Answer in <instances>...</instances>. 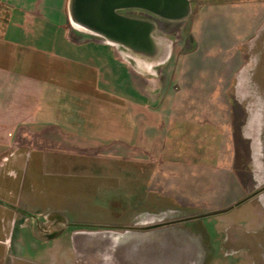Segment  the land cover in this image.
<instances>
[{
  "label": "rangeland",
  "instance_id": "1",
  "mask_svg": "<svg viewBox=\"0 0 264 264\" xmlns=\"http://www.w3.org/2000/svg\"><path fill=\"white\" fill-rule=\"evenodd\" d=\"M32 1L0 0V36L12 20L2 11L31 7L26 27L47 37L37 48L47 68L35 69L36 78L61 93L45 94V104L73 102L76 77L92 79L99 93L87 96L82 112L92 125L76 126L74 137L112 140L94 150L120 155L109 167L125 169L127 217L169 206L156 227L188 231L191 257L198 247L205 264H264V190L214 216L177 222L212 211L218 197L228 206L264 184V0H190L186 19H154L162 57L151 64L73 28L67 0H38L34 8ZM56 112L63 118L68 111ZM233 231L246 248L226 240Z\"/></svg>",
  "mask_w": 264,
  "mask_h": 264
},
{
  "label": "crops",
  "instance_id": "2",
  "mask_svg": "<svg viewBox=\"0 0 264 264\" xmlns=\"http://www.w3.org/2000/svg\"><path fill=\"white\" fill-rule=\"evenodd\" d=\"M31 12L30 6L1 12L12 20L1 27L0 36V264H205L198 247L196 256H190L184 236L188 231L156 227L171 207L139 209L127 217L125 169L109 167L120 155L94 150L95 144L109 146L112 140L74 137L76 126L92 125L82 114L87 96L99 93L90 77H76V90L69 94L73 102H42L45 94L61 93L36 78L35 69L46 67L38 44L47 37L26 27L24 19ZM28 36L34 39L27 41ZM58 72L60 78L65 75ZM62 109L68 111L63 118L56 112ZM253 195L236 197L228 206L218 197L219 203L204 215L227 211ZM149 223L155 228H142ZM238 238L233 231L226 240L235 250L246 248Z\"/></svg>",
  "mask_w": 264,
  "mask_h": 264
},
{
  "label": "water",
  "instance_id": "3",
  "mask_svg": "<svg viewBox=\"0 0 264 264\" xmlns=\"http://www.w3.org/2000/svg\"><path fill=\"white\" fill-rule=\"evenodd\" d=\"M124 10H140L150 18L128 16L122 13ZM190 12V0H67L73 28L100 36L108 44L128 48L132 54L146 59L147 64L162 55L154 19L179 22Z\"/></svg>",
  "mask_w": 264,
  "mask_h": 264
},
{
  "label": "flooded vegetation",
  "instance_id": "4",
  "mask_svg": "<svg viewBox=\"0 0 264 264\" xmlns=\"http://www.w3.org/2000/svg\"><path fill=\"white\" fill-rule=\"evenodd\" d=\"M130 11H134V10H124V11H122V13L125 14V15H127L126 13H128ZM135 11H138V12L142 13L145 16H149L147 13H145L143 11H140V10H135ZM263 190H264V184L261 185L259 188H256L255 190H253L252 193L254 192V195H257V194L262 193ZM204 217H205L204 213H199V214H195L193 216H183L182 218H179L177 222H184V223H186L187 220H189V219L190 220H194V221L196 220L197 221V220L203 219ZM76 226H80V225H76Z\"/></svg>",
  "mask_w": 264,
  "mask_h": 264
},
{
  "label": "bare ground",
  "instance_id": "5",
  "mask_svg": "<svg viewBox=\"0 0 264 264\" xmlns=\"http://www.w3.org/2000/svg\"><path fill=\"white\" fill-rule=\"evenodd\" d=\"M76 27H78V26L76 25Z\"/></svg>",
  "mask_w": 264,
  "mask_h": 264
}]
</instances>
